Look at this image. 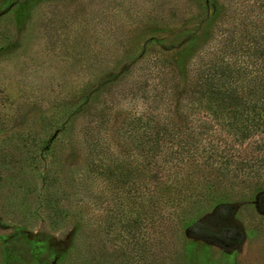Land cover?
<instances>
[{"label":"rangeland","instance_id":"rangeland-1","mask_svg":"<svg viewBox=\"0 0 264 264\" xmlns=\"http://www.w3.org/2000/svg\"><path fill=\"white\" fill-rule=\"evenodd\" d=\"M262 22L264 0H0V264H264V172L152 160L130 132L163 110L161 58L182 86L219 27Z\"/></svg>","mask_w":264,"mask_h":264},{"label":"trees","instance_id":"trees-1","mask_svg":"<svg viewBox=\"0 0 264 264\" xmlns=\"http://www.w3.org/2000/svg\"><path fill=\"white\" fill-rule=\"evenodd\" d=\"M219 28L214 49L197 55L182 74V86L174 58H161L158 81L152 85L164 101L163 110H137L131 136L152 160L166 155L169 160L204 158L218 162L222 175L246 168L256 175L264 172V22L244 26L240 38ZM217 135L222 141L214 140ZM252 139L256 154L241 157L234 151ZM47 187L43 181L36 210L45 202L50 208Z\"/></svg>","mask_w":264,"mask_h":264}]
</instances>
